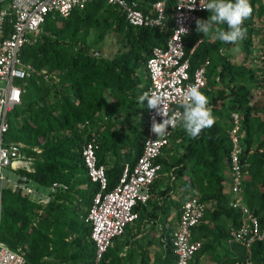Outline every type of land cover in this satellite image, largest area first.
Masks as SVG:
<instances>
[{"label": "trees", "instance_id": "obj_1", "mask_svg": "<svg viewBox=\"0 0 264 264\" xmlns=\"http://www.w3.org/2000/svg\"><path fill=\"white\" fill-rule=\"evenodd\" d=\"M138 1L152 4L156 0ZM249 2L253 11L243 24L247 30L243 47L248 55L235 62L225 51L236 44L218 40L203 41L191 55L192 70L211 60L208 89L201 92L212 107L214 125L195 139L188 137L179 158L170 157L166 150L157 161L162 165L161 174L174 178L157 198L169 197L180 185L184 192L198 193L209 206L193 234L195 241L203 242V252L222 248L230 237V227L241 225V212L229 206L232 149L229 136L233 114L240 115L242 124L245 204L264 227V114L256 108V100L264 91V67L258 64L257 69H251L248 65L254 46L252 20L256 13L264 19V0ZM175 4L176 0H170L168 12ZM2 8L0 3V10ZM209 15L206 11L200 18L207 19ZM125 23L128 24L119 8L93 1L76 9L67 19H49L38 42L21 51L26 64H31L38 72L46 70L47 74H35L19 83L25 92L22 105L12 112L15 119H9L8 142L27 145L25 154L36 158V170L33 174L18 173L28 176L41 189L54 183L69 186L67 192L55 196L39 220L40 205L10 188L3 189L0 241L14 251H25L27 264H94L96 247L91 240V226L85 219L97 186L88 178L83 157V145L93 138L89 133L93 127L100 135L96 153L99 164L106 167L109 190L118 185L125 164H135L142 153L148 127L147 107L144 110L141 106L136 113V104L131 99L139 81L137 72L143 68L147 73L146 63L152 50L166 43L173 30V20L168 19L167 32L145 27L134 29L129 24V30L124 32ZM221 27L226 28V25ZM195 28L196 25L192 35L186 38L187 55L203 37ZM11 29L8 21L6 30L9 33ZM90 30H101L97 42L103 40L106 32L113 31L123 33L120 41L123 39L126 43L112 59L93 58L83 49L75 52L78 42H86ZM149 85H145L142 94L148 91ZM123 111L122 127L128 122L134 126L131 136L125 132H110L114 117ZM136 114L143 115L138 126L132 122ZM87 123L91 127L82 130ZM36 147L42 149L41 154L33 151ZM108 155L112 156L109 161ZM151 204H154L152 198L147 205ZM144 207L139 205L135 211L139 214ZM166 234L173 254L172 232ZM226 253L221 264H248V260L249 264H264V242L256 243L250 251L234 243ZM108 257L109 252L105 263Z\"/></svg>", "mask_w": 264, "mask_h": 264}, {"label": "built area", "instance_id": "obj_2", "mask_svg": "<svg viewBox=\"0 0 264 264\" xmlns=\"http://www.w3.org/2000/svg\"><path fill=\"white\" fill-rule=\"evenodd\" d=\"M10 4L0 10V216L2 214L3 183L13 192L27 196L31 202L42 207L38 212V220L44 210L60 192H67L69 186L63 183L41 189L28 176L18 172L35 173V157H28L25 150L29 147L23 143H6L10 123V114L22 105L23 88L19 83L32 75H46L47 71L38 72L31 64L21 58V51L26 46L35 45L44 33V25L51 19H67L76 9L84 8L93 1H102L116 6L125 15V20L133 28H154L167 32L168 19L173 20V30L163 46L153 48L146 63L149 79V90L162 94L165 98L164 110L169 116L182 112L180 107L183 93L189 85H195L200 91L208 89V70L211 60L199 64L192 70L191 55L202 43V40L187 55L186 38L192 35L195 20L206 10L201 9L207 0H176V4L168 12L170 0H156L151 4L153 14L145 13L138 0H9ZM11 24V32H7L6 24ZM264 46V37H261ZM83 42H78L75 52L85 49ZM93 58H100L99 52L89 53ZM257 63L264 67V48L260 50ZM255 61V62H256ZM258 94V90L255 91ZM233 127L230 131L232 149L230 153V208L242 214L241 225L231 226L228 243L239 244L248 251L259 242H264V227L259 217L246 206L244 200L245 165L242 161L244 146L242 143V124L239 114H233ZM153 118L162 122L163 117L155 110L147 107V136L142 153L135 164L126 163L118 185L109 190V181L105 165H100L97 149L100 135L94 127L93 138L83 145V157L88 178L97 186L88 210L86 223L91 226V240L96 247L94 264H107L105 257L116 238L122 236L127 227L139 219L135 211L139 205L146 206L152 198L155 182L160 177L162 165L157 161L171 144L176 127H170L164 136L158 137L151 131ZM91 127L89 123L82 130ZM42 153L40 147L33 149ZM17 173L13 181L5 176L4 170ZM209 206L203 202L199 194L189 197L181 206L179 221L172 232L171 245L175 264H192L194 258L202 251L203 242L193 239L194 230L205 218ZM250 261L248 260V264ZM0 264H27L25 251L12 250L0 241Z\"/></svg>", "mask_w": 264, "mask_h": 264}, {"label": "crops", "instance_id": "obj_3", "mask_svg": "<svg viewBox=\"0 0 264 264\" xmlns=\"http://www.w3.org/2000/svg\"><path fill=\"white\" fill-rule=\"evenodd\" d=\"M140 5L143 11L145 10L149 14L154 13L151 4L140 3ZM201 40L203 42L206 40L212 41L213 39L211 38V35H209L208 37H202ZM225 54H228L227 50L225 51ZM138 80V89L131 98L132 101L136 104L134 106L136 113L141 109V106H144V110H146L147 101L145 100L144 105H141L140 103H138V98L142 94L145 85L149 83L147 77L145 78L144 83L140 81L139 76ZM141 84H143V87ZM256 108L260 113L264 114L263 90L256 100ZM124 114L125 111H123V114L120 113L119 115L115 116L119 117L118 121L114 117L113 121L114 123L118 122L119 127L117 128L116 125H113V127L110 128V132H125L131 136L134 126H132L128 122L125 127H122L123 125L121 121L122 119H124ZM135 116H137V119H132V122L135 124V126H138L143 119V115L139 114L138 116V114H136ZM104 129L108 128L105 127ZM174 135L175 136L174 138H172L171 144L168 147L167 151L170 157L179 158L184 153V146L186 145V140L189 136L180 125H178V127L176 128ZM107 158V160L109 161V159H112V156L108 155ZM160 177L157 179V183L153 186L152 190V203L154 204L146 205V207H144L145 210H143L144 208L141 209V212H139L140 219L135 223L129 225L125 233L114 240L113 245L109 251V257L106 262L107 264H175V257L170 252V249L168 247L166 233L168 231H174L179 221L181 206L183 202L187 200L189 196L191 197L194 193L196 194V192L191 190H187L186 192L182 191L183 196L176 203H170V200L172 201V195L176 191V189H174L170 193L169 197L157 198L160 194V191L162 190L161 189L159 191L158 189L159 179H165L164 181H166L168 185L171 184L172 180L174 179L170 178L168 174H160ZM67 240L70 241L71 239ZM225 244H227L228 248L229 246H231L228 243V240ZM208 252H210L209 254L211 255H208ZM226 252L227 250L225 251L223 247L216 251H213V249H209L206 252L201 251L194 258L192 264H221V261H223L221 259L226 256ZM136 257L137 259L135 261Z\"/></svg>", "mask_w": 264, "mask_h": 264}, {"label": "clouds", "instance_id": "obj_4", "mask_svg": "<svg viewBox=\"0 0 264 264\" xmlns=\"http://www.w3.org/2000/svg\"><path fill=\"white\" fill-rule=\"evenodd\" d=\"M201 9L209 12L207 19L197 18L195 20V31L203 37L211 35L213 40L224 44H237L246 35L244 21L252 14L253 8L249 0H207ZM221 25H226L221 27ZM155 110L157 115L163 117L162 122L153 118L151 131L158 137L164 136L170 127L178 124L183 127L186 134L195 139L200 133L211 128L215 123L212 110L208 107V98L195 85H189L183 93V100L180 105L182 112L169 116L164 110L165 98L152 90L146 91L138 98V103Z\"/></svg>", "mask_w": 264, "mask_h": 264}, {"label": "rangeland", "instance_id": "obj_5", "mask_svg": "<svg viewBox=\"0 0 264 264\" xmlns=\"http://www.w3.org/2000/svg\"><path fill=\"white\" fill-rule=\"evenodd\" d=\"M0 3L3 5L4 8H6L7 6H9L10 1L9 0H0ZM255 15H254L253 20H252L253 27L255 29L254 36H253V45L254 46L252 47V54L251 55L249 54V61H248V65L251 69H253V68L257 69L258 68L257 67L258 63H257L256 59L257 60L259 59L258 58L259 52L261 49L264 48V46L261 45V37H264V19L261 20L257 13ZM128 30H129V25L126 24L124 32H126ZM100 31L101 30H90L89 31V35H88L87 39L85 40L86 42L84 43V45L86 47L83 50H85L88 53L99 52L101 54L100 58L112 59L115 56V54L118 53L119 50H121L124 47V44L126 43L123 39H122V41H120V38H122L121 36L123 35V33L120 34L121 35L120 36L119 34L113 32V31L106 32L104 37H103V40L97 42V37L100 35ZM227 52H228L229 57L235 62L236 61L240 62L246 55H248L247 50H245V48L243 47V40L238 42L236 44V46H234L233 48L228 49ZM259 73H260V71H258V74ZM137 75L140 77V81L144 83L145 78H146V74H145V71L143 68L139 69V71L137 72ZM244 81H246V78ZM141 85L143 87V84H141ZM137 89H138V86L136 87V90ZM9 119L14 120L15 119L14 114L11 113L9 116ZM115 119H117V121H118L119 117H115ZM136 119H137V116H134L133 120H136ZM114 125H116L117 128L119 127L118 122H116ZM5 141H6V143H10V142H8V141H10L9 135H7L5 137ZM4 174L7 178L12 179L13 181L17 180V178H18L17 173L11 172L8 169L4 170ZM164 180L165 179H159V183H158L159 191L168 185V183ZM228 183H230V181H228ZM6 186H7V183L4 182L3 188L4 187L6 189L9 188ZM176 188L177 189L173 193L172 201L170 200V203H176L183 196L182 188L180 187V185L177 186ZM193 195H195V194H193ZM223 249L225 251L228 249L227 244L223 245ZM209 253L210 252H208V255H211ZM136 259H137V257L135 258V261H136Z\"/></svg>", "mask_w": 264, "mask_h": 264}]
</instances>
